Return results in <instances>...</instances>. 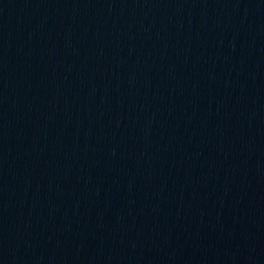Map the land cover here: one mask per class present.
<instances>
[{"label": "water", "instance_id": "water-1", "mask_svg": "<svg viewBox=\"0 0 264 264\" xmlns=\"http://www.w3.org/2000/svg\"><path fill=\"white\" fill-rule=\"evenodd\" d=\"M0 264H264V0H0Z\"/></svg>", "mask_w": 264, "mask_h": 264}]
</instances>
